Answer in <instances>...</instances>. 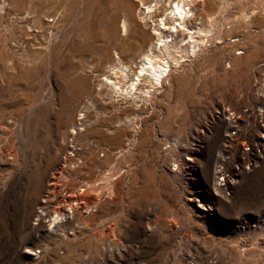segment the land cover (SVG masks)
Listing matches in <instances>:
<instances>
[{
  "label": "rangeland",
  "instance_id": "374dc122",
  "mask_svg": "<svg viewBox=\"0 0 264 264\" xmlns=\"http://www.w3.org/2000/svg\"><path fill=\"white\" fill-rule=\"evenodd\" d=\"M119 2L0 0V264H264V0H245V10L256 6L246 34L244 24L232 26L238 0H208L212 16L230 24L224 38L238 42H210L176 68L170 87L143 106L136 123L116 128V137L115 120L133 115L119 106L104 120L110 129L102 126L94 138L97 167L76 176L56 172L51 103L68 96L74 55L85 43L96 38L108 53L117 48L103 28L110 15L120 20ZM36 10L48 21L42 32H29V18L20 17ZM220 47L226 53L218 56ZM234 58L245 63L242 71ZM41 169L32 198L30 179ZM107 170H120L113 193L97 197L90 211L78 199V211H86L76 236L38 219L53 174L60 198L70 201L78 186ZM53 239L60 245L47 250Z\"/></svg>",
  "mask_w": 264,
  "mask_h": 264
},
{
  "label": "bare ground",
  "instance_id": "6f19581e",
  "mask_svg": "<svg viewBox=\"0 0 264 264\" xmlns=\"http://www.w3.org/2000/svg\"><path fill=\"white\" fill-rule=\"evenodd\" d=\"M238 1L242 4V8L233 18L232 26L244 24V27H247L248 20L250 21L256 12V6L247 11L244 7L245 0ZM43 2L54 5L62 3L63 0H43ZM207 4L208 0H120V20L118 21L116 14L110 15L108 20L104 21L103 28L106 36L114 37L119 43L116 45L117 48H114L112 53H108L106 47L95 44L96 38L85 43L80 50L82 55H74L75 75L67 82L68 96L62 97V100L55 97L51 103L52 106H57L55 132L59 139V144H56L57 155L55 154L54 159L61 158V165L57 167L56 172L60 175L76 176L83 174L89 168L97 167L100 160L96 155L94 138L102 131V126H106L104 120H108L119 106H130L133 115L115 120L111 128L116 131V137L122 133V129L119 131L116 128L136 123L141 117L143 106L149 104L151 99L157 98L165 88L170 87L169 76L176 68L202 53L210 42L217 44L224 41L238 42L232 39V36L224 38L222 35L224 27L230 24L227 25L228 20L225 21L227 26L222 24L223 21L219 23L218 19L216 20L206 9ZM26 17L29 19L27 20ZM20 18L26 19L24 22L29 32H38L39 29L42 32L43 24H46L43 18L48 21V16L39 10L32 11L31 16L27 12ZM228 28L225 30L227 31ZM53 29H48L51 35L54 34ZM249 29L247 27L243 32L245 34L251 32ZM28 37L36 40L34 33L28 34ZM25 44L26 41H22L19 49L25 47ZM36 44L42 43L36 42ZM225 53L222 49L217 55ZM113 55H116V58ZM87 57H91L90 61ZM233 61L238 71L244 69L243 60L234 58ZM106 129L109 130L110 126H106ZM99 152H102V156L108 160L107 151L100 149ZM123 152L126 153L128 150ZM44 160L48 162L45 158ZM119 172L120 170L114 172L107 170L101 173L98 180L84 182L76 189L74 196L76 200L70 201L60 198L56 185L53 184L56 180L53 174L50 178L52 182L49 184L48 195L39 207L42 213H37L36 216L39 220L47 218V226L50 225L55 231L64 227L72 236H76L82 228V222L78 221L83 219L82 214L86 208L89 207L90 211L96 204L97 197L113 193L114 180L120 175ZM217 173L218 176H222L221 168ZM43 174L44 170L41 169L30 179L32 198L38 194ZM54 198L57 206H54ZM80 198L87 204L85 210L81 212L78 211V208L82 207L79 206ZM60 243L59 240L53 239L45 244V248L49 250L51 245L57 246ZM75 247L76 244L68 245L69 254H72ZM29 264H39V262L32 260Z\"/></svg>",
  "mask_w": 264,
  "mask_h": 264
},
{
  "label": "built area",
  "instance_id": "2783aa9c",
  "mask_svg": "<svg viewBox=\"0 0 264 264\" xmlns=\"http://www.w3.org/2000/svg\"><path fill=\"white\" fill-rule=\"evenodd\" d=\"M238 54H240L241 52H237ZM264 74V73H263ZM227 112H226V114H227V119L228 120H230V119H232L234 116H233V114L229 111V110H226ZM262 114H260V116H261ZM260 141H259V144H264V134H262L261 136H260ZM244 144H247L246 142L244 143Z\"/></svg>",
  "mask_w": 264,
  "mask_h": 264
}]
</instances>
